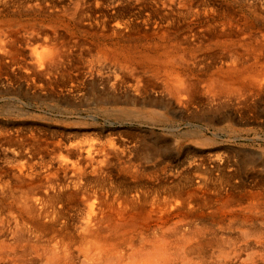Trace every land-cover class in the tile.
<instances>
[{
    "label": "bare ground",
    "instance_id": "1",
    "mask_svg": "<svg viewBox=\"0 0 264 264\" xmlns=\"http://www.w3.org/2000/svg\"><path fill=\"white\" fill-rule=\"evenodd\" d=\"M258 104L264 0H0V264H264Z\"/></svg>",
    "mask_w": 264,
    "mask_h": 264
},
{
    "label": "rangeland",
    "instance_id": "2",
    "mask_svg": "<svg viewBox=\"0 0 264 264\" xmlns=\"http://www.w3.org/2000/svg\"><path fill=\"white\" fill-rule=\"evenodd\" d=\"M65 99L63 98V99H61V102H63ZM71 101V100H70ZM73 102H75L74 100H72ZM84 100L83 99H79V100H76V103L75 104H77V103H79V104H82L81 102H83ZM28 102H30V103H34L35 101L34 100H29ZM83 105V104H82ZM82 105H80V106H82ZM259 106V107H258ZM263 105H257L256 106V111L258 112V116L257 117H255V120H254V122H253V126L251 125V124H249V125H251L253 128H254V130L253 131H250V134H248V136H250L251 137V135H253L252 136V138H253V140H248V139H246V138H240L239 140H237V141H235L234 142V144L233 143H231V144H233V146L236 148V146L235 145H238V146H243V145H245V146H249L251 143V147H254V146H258V148H259V145H260V147L261 148H263L264 149V109H263V107H262ZM31 108H33L34 110H36L37 108L36 107H34V105H31ZM44 115V114H43ZM41 122V121H40ZM56 122V123H55ZM51 124H49V128L51 127V128H59V125H58V123L59 124H63V122H61V121H59L58 123H57V121H51L50 122ZM33 124L34 125H39L40 123H38V122H33ZM42 124V123H41ZM43 125V124H42ZM219 125H225V122H222V123H220ZM248 125V126H249ZM147 125H144L143 127H141L143 130H148L149 129V126H147ZM155 131L156 132H161V130L159 129V127H157V128H155ZM245 135V134H244ZM224 137H226L225 135H223ZM256 138V139H255ZM242 139V140H241ZM255 139V140H254ZM248 140V141H247ZM239 141V142H238ZM241 141H243V142H241ZM236 142H238V143H236ZM245 142H246V144H245ZM255 144V145H254ZM257 144V145H256ZM256 149V148H255ZM220 150H223L224 151V148H220Z\"/></svg>",
    "mask_w": 264,
    "mask_h": 264
}]
</instances>
